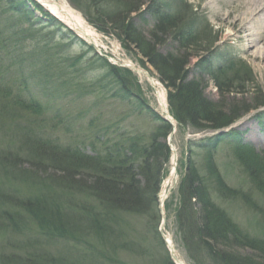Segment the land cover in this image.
<instances>
[{"label": "rangeland", "instance_id": "obj_1", "mask_svg": "<svg viewBox=\"0 0 264 264\" xmlns=\"http://www.w3.org/2000/svg\"><path fill=\"white\" fill-rule=\"evenodd\" d=\"M35 1L48 13L39 0L29 2L35 4ZM52 1L62 2L92 27V38L98 39L99 44L95 47L88 38L58 19V24L54 20L47 22L39 9H34L35 16L24 15L19 12L20 8L24 9L22 0H0V77L8 82L10 91L20 93L25 99L33 97L38 101L39 98L42 105V116L0 110V256L25 258V254L35 251L42 254L43 264H165L169 252L162 231L171 238L175 257L187 264H213L200 250L191 245V251L186 248L176 216L179 186L188 165L201 176L208 173L204 141L219 131H234L256 154L264 155V105L254 107L259 100L264 101V70L258 60L244 50L243 42L232 37L230 29L221 25L213 0ZM28 7L33 10L30 3ZM161 13L173 17L166 35L156 30V18ZM40 17L42 24L37 21ZM122 18L131 31L125 30L127 41L118 37ZM179 32L190 35L187 49L176 39ZM138 38L142 39L138 47L130 43ZM142 42L152 46L153 55L185 59L193 51L200 54L191 58L185 80L195 79L202 96L211 104L223 107L226 115L232 107L236 111L249 106V110L242 111L227 128L216 131H194L188 125H178L170 113L168 88L148 57L140 52L147 50ZM96 56H105L106 62L117 68L126 80L128 96L115 95L119 91L116 79ZM243 66L249 71L248 80L231 81L234 72ZM219 69L228 80L225 82L229 92L225 97L219 94L214 81L221 74L217 72ZM161 92L164 106H161ZM151 112L172 123L171 134L166 137L169 150L165 178L170 167L175 172L168 181L164 198L157 194V213L152 206L143 214L108 211L110 215H119L118 223L111 226L112 231H101L98 235L86 222L75 224L80 206H90L102 213L108 209L90 190L95 173L77 168L70 174L73 167L67 168L66 162L48 157V160L30 158L23 142L25 132L30 134L26 128L36 136L56 139L58 146L79 148L101 159L111 156L109 152L118 148L116 153L124 152V157L138 162L139 153L133 143L137 140L140 148L146 145L150 133L160 123ZM90 117L95 121L88 125ZM233 145L218 144L212 158L229 193H220L217 182L210 181L208 189L213 195H220L218 202L239 230L264 239V191L247 172L243 157L238 156ZM71 176L82 188L66 186L65 189L57 184H70ZM25 199H46L58 206L60 216H70L73 225L67 219V226H60L62 231L65 228L66 237L58 238L56 232L44 231L33 213L23 210L21 204ZM230 249L231 253L255 254L239 246ZM255 255L260 258L258 252Z\"/></svg>", "mask_w": 264, "mask_h": 264}, {"label": "trees", "instance_id": "obj_2", "mask_svg": "<svg viewBox=\"0 0 264 264\" xmlns=\"http://www.w3.org/2000/svg\"><path fill=\"white\" fill-rule=\"evenodd\" d=\"M29 1L31 0H22L21 3L24 9L20 8L22 11L19 12L24 15L25 13H29V15L33 14L35 16L34 11L28 7ZM32 5L34 9H39L42 15L48 16L47 13L41 10L40 6L34 3ZM140 5L138 9L141 7ZM156 19H158L156 30H161L166 35L168 32L167 27L173 23V17L168 16L166 13H161ZM50 20L55 21L52 17H50ZM37 21H40V24L44 23L41 18H37ZM125 21L122 18L121 23H118V37L122 40L124 38L127 41L126 36L131 31L128 28V23ZM132 33H135V31ZM187 34L179 32L176 36L178 42L184 44L185 49H187V38L190 36ZM152 36L155 35L152 34ZM133 37L137 38V36ZM215 38L217 39V36ZM141 41L142 39L138 38V40L133 39L130 43L138 47ZM144 43L142 42L148 52L147 50H140V52L145 57H148L147 60L157 71L165 87L168 88L170 113L178 125H188L194 131H204L206 129L215 131L230 126L234 120L240 117L242 111L246 112L249 110V106L236 111H234L236 108L232 107L226 115L223 113V110L225 111L223 107L211 104L202 96L197 90L198 87L195 79L185 80L187 77L186 68L189 66L191 58L200 57V54L193 51L185 59L184 57L176 58L162 56L156 53L153 55L150 52L152 46ZM96 58L103 60V65L110 70L113 75L112 77L116 79L115 85L119 91H116L115 95H118L120 98L128 96L129 94L124 82L126 80H124L117 68L108 64L104 58H99L98 56ZM217 72L219 74L221 70L219 69ZM248 74L249 71L243 66L239 72H234L231 81L240 82L244 78L248 80L246 78ZM220 75L214 77V81L219 94L225 97L229 92V88L226 86L228 85V80L226 79L225 73L221 72ZM226 80L227 82H225ZM10 89L8 82L0 77V110L8 114L29 116L33 113L37 116H42V105L40 102L36 101L33 97L25 99L20 93L10 91ZM262 105H264V101L259 100L254 104V107H260ZM151 113L154 119L156 118L160 123L150 133L146 145L140 148L136 144L138 143L137 140L134 139L133 146L139 153L138 159L140 160L138 162L137 160L130 159V157H124V152L121 153L122 156L120 153H116L118 148H113L109 152L111 156H105V159H101L97 156L85 154L79 148L58 146L56 139L36 136L26 128L30 134L25 132V140L23 142L26 153L30 158L34 156L35 160L39 158L48 160L50 158L52 161L58 160L64 163L66 162V167H73L70 174H73L77 168L91 170L95 173V177L91 181L92 186L90 190L93 192V196L99 199L101 205L108 209H105V212L102 213L93 211V208L90 206H80L76 211L75 224L86 222V225L95 232L94 234L98 235L101 231H112L111 226L118 223L119 215H110L109 213L123 211L143 214L148 213L151 208L150 206L157 213V194L164 172L163 166L166 163L165 160L169 150L166 137L170 133L172 126L158 115H155L153 112ZM94 121L95 118L90 117L88 125ZM96 137L98 138V136ZM204 142L207 146L206 156L209 165H207L208 169L206 168V170L208 173H205V176H201L193 166L188 165L179 186V207L176 216L184 242L186 243V248L188 252L192 250V247L200 250L202 254L205 253L208 256L209 261L213 264H264V239L253 238L242 230H239L218 202L217 198L220 195H213L208 189L210 181L213 183L217 182L218 189L221 190L220 193H229L212 160L217 145L227 142L234 144L233 147L236 152L238 151V156L243 157L245 169L247 172H250L252 178L262 188V191H264V179L260 180L259 178L260 176L264 177V157H261L264 156L263 152L262 154H256L250 145L244 143L237 133L231 130L214 134ZM14 156L18 158V154ZM70 174L68 177H70ZM57 184L65 189L67 187H81L72 180V176L70 178V184ZM167 205H165L166 209H168ZM21 206L23 210L33 213L36 221L42 226L44 231H49L50 233L51 231L52 233L56 232L55 236L58 238L66 237L65 228L62 231L60 226H67V219L73 225L70 216L67 214L66 216H60L58 206H55V204L49 201L46 202V199H25ZM108 211L109 213H107ZM232 246L248 248L255 254L258 252L260 260L255 254L242 255L240 253H231L229 250H231L230 248ZM36 253L35 251L28 252L27 255L25 254V258L21 256H0V264H22V261L24 264H43L42 254ZM165 264L174 263L168 257Z\"/></svg>", "mask_w": 264, "mask_h": 264}, {"label": "bare ground", "instance_id": "obj_3", "mask_svg": "<svg viewBox=\"0 0 264 264\" xmlns=\"http://www.w3.org/2000/svg\"><path fill=\"white\" fill-rule=\"evenodd\" d=\"M39 1L43 3L54 16L62 20L68 26L72 27L83 37L87 38L91 35L92 31L88 28L84 20L78 17L71 9L67 8L66 5H63L62 2H59L58 4V2L52 0ZM213 1L217 5L215 14L217 19L221 22V25L230 29L232 37H234L238 42H243L245 44L244 50L249 53L251 52L252 56L258 60L262 70H264V0ZM40 18L42 20V17ZM44 18L47 22L50 20V17L48 16H44ZM258 43H261L263 47L260 48ZM260 49L263 51L260 52ZM139 69L140 68H137V70ZM160 97L162 101L161 106H164V95L162 92ZM174 174V169L170 167L168 177L163 181L161 198H164V192H166L165 190L168 181L174 176ZM165 239L171 246V238L169 236H165ZM176 258L178 259L177 264H187L179 257L176 256Z\"/></svg>", "mask_w": 264, "mask_h": 264}, {"label": "water", "instance_id": "obj_4", "mask_svg": "<svg viewBox=\"0 0 264 264\" xmlns=\"http://www.w3.org/2000/svg\"><path fill=\"white\" fill-rule=\"evenodd\" d=\"M170 254H171V257H173V256H172V252H170Z\"/></svg>", "mask_w": 264, "mask_h": 264}]
</instances>
